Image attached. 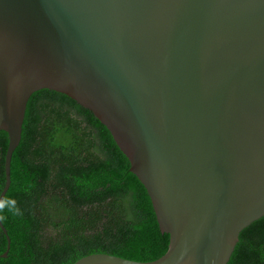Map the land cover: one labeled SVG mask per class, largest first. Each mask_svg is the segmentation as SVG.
I'll use <instances>...</instances> for the list:
<instances>
[{"label": "water", "instance_id": "1", "mask_svg": "<svg viewBox=\"0 0 264 264\" xmlns=\"http://www.w3.org/2000/svg\"><path fill=\"white\" fill-rule=\"evenodd\" d=\"M68 95L110 130L168 251L74 264H228L264 216V0H0L6 184L31 96Z\"/></svg>", "mask_w": 264, "mask_h": 264}, {"label": "trees", "instance_id": "2", "mask_svg": "<svg viewBox=\"0 0 264 264\" xmlns=\"http://www.w3.org/2000/svg\"><path fill=\"white\" fill-rule=\"evenodd\" d=\"M9 135L0 131V194ZM110 130L66 94L29 99L1 207L0 264H74L107 253L152 261L169 249L152 199ZM228 264H264V216L246 227Z\"/></svg>", "mask_w": 264, "mask_h": 264}]
</instances>
